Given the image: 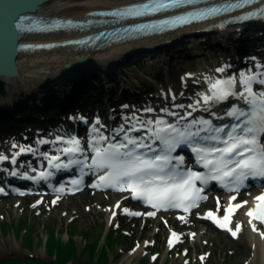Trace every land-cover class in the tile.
<instances>
[{"label":"rangeland","instance_id":"374dc122","mask_svg":"<svg viewBox=\"0 0 264 264\" xmlns=\"http://www.w3.org/2000/svg\"><path fill=\"white\" fill-rule=\"evenodd\" d=\"M244 28L241 34L227 43L218 36L217 39L206 38V57L195 56L189 40L175 43L168 54H163L169 61L162 66V70H155L149 80L141 81L138 77V86L132 85L136 77L124 81L119 77L117 72L122 65L117 62L109 65L108 69H101L100 64L94 63L74 70L63 68L68 72L62 82L47 79L33 87L21 85L15 88V93L6 84L8 93L0 97V104L15 111L28 105L45 107V103L55 97L65 101L76 84L89 85L95 90L100 88L102 92H94L95 98L83 102L81 107H72L68 103L65 110L52 111L53 118L45 116L48 119L44 124L19 123L5 127L1 123L0 153L12 156L21 147H37L31 155L20 154V170H30L44 164L45 159L41 157L43 150L58 153L67 145H55L52 141L57 135L71 139L74 133L81 134L88 149L91 136L98 132L92 128L100 129V136H108L113 132L112 127L117 129L124 124L130 128L149 118V113L144 110L150 107L176 108V105L182 104V110L187 108L198 90L188 81L187 75L197 68L198 60L201 64L211 58H221L233 64L242 61L240 63L249 69L257 68V65L263 67L264 23H252ZM250 41L254 42L251 48L244 49L235 57L236 49ZM131 59V62L123 60L126 69L136 65L140 69L146 68L152 61L145 53L133 55ZM177 108L181 110V107ZM79 113L87 119L86 124L73 120ZM46 139L50 143L43 148L40 144ZM9 165H0V177L3 179H9L13 169ZM253 192L256 189L248 187L235 198L242 199ZM215 194L214 190L208 192L202 207L188 215H177L171 211L147 214L139 210V204L130 202L127 194L115 189L99 191L85 186L80 192L70 195L51 192L7 194L0 197V258L25 261L31 257L51 261L54 255L47 243L51 232L58 241H64L72 234L76 252L67 262L84 261L89 256L90 245L103 244L102 235L96 239L102 229V234L113 231L116 237L114 247L108 250L107 264H259L260 259L254 254L253 245L242 229V210H238L229 221V226L236 231L235 236L203 217L204 207L222 206V199L217 201ZM237 222L239 228L236 227ZM21 223L25 226L21 227ZM261 231L264 232V229ZM174 232L181 237L169 241V235Z\"/></svg>","mask_w":264,"mask_h":264},{"label":"bare ground","instance_id":"6f19581e","mask_svg":"<svg viewBox=\"0 0 264 264\" xmlns=\"http://www.w3.org/2000/svg\"><path fill=\"white\" fill-rule=\"evenodd\" d=\"M146 1L150 2L151 0H55L48 7V15L51 17H67L69 19H73V20L77 19L85 22V20H89L93 18L94 17L93 15L97 12H104L106 10L117 11V9H126L128 8V6H136ZM261 22L264 23V21ZM214 24H216V21L206 25H195V27H184L183 29H178V31H174L173 33H169V34H163L162 36H151L148 38H141L136 40L130 39V41L124 43L120 42L119 44H113L111 46H108L107 48H100L97 50L86 49L81 51L79 50L74 51L71 49H62V50L57 49L53 51L42 50L37 52H31L23 55L24 56L23 64L25 66L23 76L21 77V79H11L9 86L11 88V91L13 90L12 92L15 93L16 90L15 88L21 87V85H29L30 87H33L34 84L43 83L47 79H50V81L59 80V82H62V78L65 77V75L68 72V70L63 71V68L70 70V67L73 68L74 65L76 64L78 65V63L84 61L86 57L90 58L92 60V63L94 62V64L97 65L100 64L101 69H108L109 65H111L114 62H117V64L122 65L117 72L119 77H121L123 81L124 79L130 80L131 78L136 77L134 80L132 79L133 80L132 85L138 86L137 82L139 80L143 81L144 79L146 80L152 79L153 75L156 73L154 72L155 70L157 69L162 70L163 68L162 66L165 63H168L169 61L168 60L169 58H167L166 55L163 54L165 53L168 54L171 48L174 47L175 43L180 44L185 40H189L191 42L192 45L191 48L193 49L195 56L200 57L205 55L206 57V53H205L206 52L205 50H207L205 45L206 38L209 39L214 37L217 39L218 36L219 39L227 43L235 36L241 34V32L245 30L244 27L250 25V24L239 23L238 25H231L230 27L225 28V27H219L218 25H214ZM96 31L97 30L95 29L90 30L89 28H85V29L74 28L70 30L52 32L51 34L45 33L35 37L33 40L27 43L52 44L54 42L75 41L78 39H85L88 37L90 38V36L96 35L97 33ZM144 53L145 55L150 56L152 60L146 68L140 69V67L136 65L126 69L125 67L126 62H124L123 60L128 59L131 62L132 60L131 57L133 55H137V54L141 55ZM159 55H163V56H159ZM203 59L206 60V58ZM200 62L201 61L198 60L197 68L193 69L194 71L189 72V74L191 75L189 74L187 75L188 81L193 86H196L198 89L196 95H194L192 101L189 102L188 105H195L196 100H199L202 105L206 104L205 107L196 106L195 110L187 106V110H185L186 114L188 112H192L193 117L197 116L194 119H199L200 116H207V114H210V112L212 111H216L217 113L221 112V108L226 104L225 100L220 101L219 99H213L212 101L205 102L203 100L202 93L208 92L209 94H211V89L209 88V81L214 82L218 77L222 76V74H220V72L217 71V69L221 67L224 68V71L221 73L225 74L227 71L226 67L229 65L231 61H227L226 59H221V58L218 59L211 58V60L205 63L199 64ZM248 69L249 68L244 67L241 70L242 71L241 74H243L244 79L247 81L249 80L248 78L250 77V75L246 73ZM110 75L111 74H109V76ZM150 109H154V108L150 107ZM168 109H170V111L166 112L167 114H170L174 112V110H176V108L173 109L168 108ZM147 113H149L148 116L151 119L146 118L144 119L143 122L139 121L136 124H133L132 127L130 128L125 127L124 130L127 131L128 129H132V131L129 134L133 133L134 131L135 132L141 131L140 133L136 132L137 135H141L143 132L151 134L152 130L155 131V129L158 128L156 126L158 125V123L161 122V121L156 122L157 118L160 117L158 116L160 113H156V111H148ZM73 117L74 115L71 116V118ZM140 124L146 126L139 127ZM92 129L94 132L96 131L98 132L95 135L91 136L90 138L91 141H90V146L88 148L89 152L90 151L92 152V149L94 150L95 147L104 148V144L106 143L105 140L111 137L110 135L100 136L102 133L100 129H96V128H92ZM70 140L71 139L68 137L63 141H56L55 139L52 142H54L55 145L58 143H64V144L68 143L66 146L63 147L64 149L67 147H74V145L70 144ZM83 143L84 142L81 140L80 146L88 154V151L85 148V144ZM58 152L59 154H55L53 156L49 155V157L52 158V157H60L65 155L69 158L70 157L72 158L73 156H76L78 160L80 159V155H81L80 152H64L63 150ZM0 156H7L8 158L11 157L12 159V156H10V154H6L5 152L0 153ZM90 164L91 162H87L86 166L89 167ZM100 181L101 180L98 178L96 183H99ZM215 198L220 199L221 195L215 194ZM225 201L230 202L229 197H227ZM248 202L249 201L247 200L246 201L248 205V206L246 205L247 207L245 206L243 209L241 208L244 217V221L242 223V229L243 231H245V233L250 239V242L253 245L254 254L257 256V258L260 259L259 264H264V232L261 231V229L263 230L264 227L260 225L259 222L257 223V221H255L252 216L250 217L248 215L247 209L249 208L250 205V203ZM233 215L234 214L231 215V218H233Z\"/></svg>","mask_w":264,"mask_h":264},{"label":"snow or ice","instance_id":"6c2138e0","mask_svg":"<svg viewBox=\"0 0 264 264\" xmlns=\"http://www.w3.org/2000/svg\"><path fill=\"white\" fill-rule=\"evenodd\" d=\"M132 12V18L145 15L144 12H138L135 9L129 10ZM179 19V18H177ZM187 22V21H185ZM169 23H172L170 20H160V21H151L148 23H141V24H134L130 26V30L133 29H156L158 25H167ZM173 25H177L173 23ZM45 47H54V45H45ZM260 65H257V68H259ZM218 72H223L224 68L221 67L217 69ZM191 75V74H189ZM241 81L244 84H247V80L244 79L243 74H241ZM235 84V77L230 76L225 78H217L214 82L209 81V88L211 89V94L208 92L202 93L203 100L205 102L212 101L213 99H219L220 101L227 100L229 97V90L233 88V85ZM249 92L252 91V88L249 86L247 89ZM235 95L239 96L241 93H235ZM196 106L205 107V105H202L199 100L195 101V105H188V107L193 108L195 110ZM123 107H127V105H124ZM176 107H184V105H176ZM145 112L148 111H155V109H145ZM162 112H168L170 109L163 108L161 109ZM173 116H177L178 113L172 112ZM229 115H234V113H228ZM188 116L192 115V112L187 113ZM213 115H216V113H213ZM99 117H97V120ZM151 119V118H149ZM164 117H158L156 122L163 121ZM203 119V118H201ZM153 122V123H156ZM193 125L197 124L196 120H193L191 122ZM207 124H212L211 120L207 121ZM146 125L140 124L139 127H145ZM165 128H171V124L165 123ZM227 127V125H223L219 128H216L215 131L217 135L210 137V139L213 140H220L221 137L219 135L220 132L224 130V128ZM232 129L235 130L239 127L238 124H233ZM262 128H264V125H261ZM114 131L116 132H124L125 137L128 140V143H119V144H113L109 143V145L106 148L101 147H95V153L96 155L92 158L91 163L95 165L97 168L104 167L105 165L108 166L109 171H106L104 175L99 176L100 180L110 179V180H116L119 182V177H126L128 178L129 187H132V180L137 177H147L149 180H162L164 177L154 175V172L156 170H162L168 163H170V158L168 156L164 155H157L154 157H149L144 154L138 153V149L140 148H148L149 145L142 140L140 137H134L130 136L129 133L132 131V129H128L127 131H124V126L120 125L117 129ZM254 128H245V133H252L254 132ZM197 136L200 135V132L197 131L195 133ZM147 137V133H145V138ZM208 139L209 137H205ZM56 141H63L65 138L63 136H56ZM115 138L113 137V140ZM225 143L222 147H211V148H202L199 145L197 146V149L200 152H208L211 154H214L211 156L210 159H207L203 156L200 157V160L202 163L212 166L213 171L219 170L224 175H231L233 168L227 169L225 171V166L228 164H232L233 160H236L237 157H241L242 153H247L249 151V148L246 147V145L252 144L256 141L255 135H238L234 136L233 131L228 132L227 137L224 138ZM43 143V141H41ZM70 144L74 145V147H67L64 148V152H83L84 149L80 146V140L79 139H71ZM131 146V147H130ZM33 149L31 147H21L20 151L16 153L15 156L12 157L13 162H15L16 157L19 156L21 153L32 151ZM227 154H233L232 158L229 159L227 157ZM47 155V154H46ZM7 156H0V160H7ZM58 159V157H52L48 162L49 164L52 163L53 160ZM73 161H68L67 165H71ZM65 165V166H67ZM217 166L218 169H217ZM57 168L61 167V164H56ZM236 169H240L243 173V171H249L252 176H264V155H262L258 160L254 157L248 156V157H242L238 159V162L234 164L233 166ZM53 173L48 172L47 175H52ZM41 176H44L45 173L41 172ZM24 176L27 177L28 173L25 172ZM200 177L201 179H208V177L203 176L199 172H190L183 180H180L177 183L174 184H164L162 187H156L154 189H148L147 190V203H152L154 199L159 200H166V199H178L177 193L179 192L181 196H187L189 195L188 189L189 186L192 185V181L194 178ZM216 179H221V176L215 177ZM32 179H36V177H32ZM93 184L96 183V181L92 182ZM121 187L123 185L121 184ZM4 189L0 187V192H3ZM133 195H145V191L137 192L135 188H133ZM257 200L264 201V192L261 193L260 196L256 197ZM229 200H232V197H229ZM238 203H243L238 202ZM179 207V205H177ZM237 207V205H234L232 203H228L224 206L223 209V216H217L215 212H213L211 209L207 210L204 215L211 218L213 222L218 225L220 228L227 229L233 236L236 235V231H234L229 226L230 221V213ZM257 208L260 210V214L257 217L258 219H261L264 221V203L261 205H257ZM124 211H127V209H123ZM253 208H248L247 213L251 217L253 215ZM237 228H239V222H237L236 225ZM173 234H170L168 239L169 241L172 240Z\"/></svg>","mask_w":264,"mask_h":264},{"label":"water","instance_id":"95a60500","mask_svg":"<svg viewBox=\"0 0 264 264\" xmlns=\"http://www.w3.org/2000/svg\"><path fill=\"white\" fill-rule=\"evenodd\" d=\"M55 0H0V81L9 84L11 79H21L25 66V54L42 50L53 51L62 49L97 50L115 44L121 30H114L121 24L120 20L112 19L115 15L109 12H97L93 18L84 21H67V17H51L48 7ZM59 23L62 26L55 27ZM74 28L95 29L96 35L75 41L54 42L52 44L27 43L35 37L52 32ZM97 28V29H96ZM54 45V47H45ZM94 63V62H93ZM92 64L88 57L73 68Z\"/></svg>","mask_w":264,"mask_h":264},{"label":"trees","instance_id":"16d2710c","mask_svg":"<svg viewBox=\"0 0 264 264\" xmlns=\"http://www.w3.org/2000/svg\"><path fill=\"white\" fill-rule=\"evenodd\" d=\"M75 87L76 88H74V90L70 91L67 94V99L65 101L58 97H55L54 100L46 102L45 107H40L39 105L33 107L32 105H28L25 108L20 109L19 111H15L14 109L11 110L3 107V105L0 104V124L2 123L5 127H7L10 125L14 126L24 123H32L33 125L44 123L45 114H47L48 112L65 110L64 108L69 105L68 103H70L72 107H81L83 105V102L88 101V99L92 100L93 98H95L93 96L94 92H102L100 88L99 90L91 89L89 85L79 86L78 84H76ZM7 93L8 89L6 84L0 81V97L7 95ZM19 225L21 227L25 226V224L22 223ZM113 234V231H107L102 234L101 229L100 233L97 234L96 239L100 238L102 235L103 244L101 246H97L96 243L90 245L88 258L84 259V261L77 260L72 264H107L108 250H111L109 248H113L114 244L116 243V237ZM53 235L54 234L50 232V239H47L48 249L50 253L52 252V254L54 255V258L51 259V261H44L31 257L29 259L26 258L25 261H13L11 259L0 258V264H69L67 261L72 258L74 253L76 252L75 242L71 238L72 234H69V236L64 241H58L57 238H55Z\"/></svg>","mask_w":264,"mask_h":264}]
</instances>
